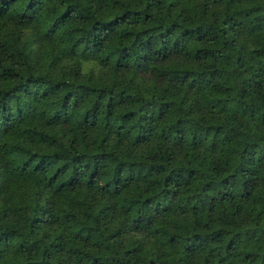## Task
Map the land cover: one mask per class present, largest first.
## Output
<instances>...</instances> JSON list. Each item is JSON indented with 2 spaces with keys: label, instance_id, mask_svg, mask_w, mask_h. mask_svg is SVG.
<instances>
[{
  "label": "trees",
  "instance_id": "1",
  "mask_svg": "<svg viewBox=\"0 0 264 264\" xmlns=\"http://www.w3.org/2000/svg\"><path fill=\"white\" fill-rule=\"evenodd\" d=\"M0 264H264V0H0Z\"/></svg>",
  "mask_w": 264,
  "mask_h": 264
}]
</instances>
